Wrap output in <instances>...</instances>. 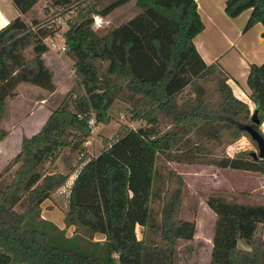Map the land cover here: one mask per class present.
Listing matches in <instances>:
<instances>
[{
	"label": "trees",
	"instance_id": "16d2710c",
	"mask_svg": "<svg viewBox=\"0 0 264 264\" xmlns=\"http://www.w3.org/2000/svg\"><path fill=\"white\" fill-rule=\"evenodd\" d=\"M10 1L18 14L0 26V117L19 83L55 89L42 54L48 49L45 38L59 26L51 18L22 16L37 0ZM100 1H50L74 10L61 34L75 80L40 127L21 135L18 150L0 170L1 177L15 166L0 183V264H177L179 241L191 239L195 225L179 216L184 182L168 162L264 173V156L222 152L242 134L252 140L243 125L259 131L264 60L248 65L250 110L233 94L219 63H206L197 52L193 37L203 24L195 0H134L139 10L133 16L94 29L93 14L105 15L128 0L99 6ZM247 8L244 28L260 22L264 37V0H224L228 16ZM114 99L125 102L130 118L141 122L133 128L120 124L99 152L88 155L81 146L88 120L106 122ZM7 133L0 125V141ZM61 156L75 158L66 172L51 169ZM75 169L60 228L41 216L40 204ZM205 204L214 213L207 264H261L257 224L264 222V204L216 194ZM238 239L246 247L238 246Z\"/></svg>",
	"mask_w": 264,
	"mask_h": 264
},
{
	"label": "rangeland",
	"instance_id": "374dc122",
	"mask_svg": "<svg viewBox=\"0 0 264 264\" xmlns=\"http://www.w3.org/2000/svg\"><path fill=\"white\" fill-rule=\"evenodd\" d=\"M50 1L51 0H41L39 2V6L41 4H47L46 10L44 11L45 16L40 17L39 19L51 18L54 23L59 26L56 33H61V29L66 26V19L74 13V10L72 7L66 8L60 5L50 4ZM99 6H101V1L99 2ZM138 10L139 7L135 5L134 0L126 1L118 5L113 15H110V18L116 19L114 16L122 14L119 19L120 21L116 22L125 21L133 16ZM25 54L26 56L31 55L29 48L26 49ZM64 55V51H61L62 58H64ZM44 58L45 62L48 63L53 71L55 89L52 91V94L48 96V91L35 85L19 83L16 87V89H18L16 92L17 96L15 95L12 98H6L4 109L0 117V125L6 128L9 133L0 143V170L7 160L18 150L19 140L23 134H21V132L23 130L30 132L36 128L31 125L30 127L24 128L20 123L21 120L31 111H37V122L40 121V119L42 120L45 113L40 110L44 109V107L52 110L58 106L74 84L75 77L74 74H71L69 63H61L59 58L52 52H46ZM68 60L71 62L70 58H68ZM78 91H80V89ZM78 91L75 90L70 93L76 95ZM69 99L70 98H67V100ZM252 104L251 100L248 101V107L250 110L253 108ZM107 112L109 119L106 122H94L93 117H90L88 122L90 126L89 134L81 143L83 151L88 155H95L99 152L103 145L107 144L106 142L112 139L120 124L133 128L141 122L138 119L130 118L126 103L119 99H114L112 101ZM259 132L264 137L260 128ZM241 150L253 152L255 154L257 153L256 145L244 134L240 135L235 140L224 144L222 152L226 155H228L227 153L232 155ZM74 161L75 158H64L61 156L54 160L51 169L66 172ZM47 164L48 162H46V165ZM168 165L181 175L184 182V190L182 192L179 206V216L184 219L193 220L195 225V232L192 238L179 241L176 251L177 264H207L214 213L205 204V198L208 195L216 194L225 199L232 198L239 202L264 204V189H261V184H264V174L257 171L217 167L210 164L200 163L169 161ZM14 167L15 166L11 167L7 172L2 174L0 177L1 184L9 180L11 171ZM75 171L76 169L68 175L67 179L60 187L51 193V198L45 199L40 204L41 216L56 224L53 220L54 218L62 227H64L62 211L66 207L68 184ZM214 184L217 188L211 187ZM228 188H232V190H229ZM239 189H247L246 192L249 193L240 195L237 192L240 191ZM49 217H51L52 220L49 219ZM64 230L65 234L69 235L72 226L65 227ZM135 230L139 237L140 226L136 225ZM257 231H260L263 237L261 264H264V222H259L257 224ZM94 238L100 239L102 238V235L95 233ZM237 244L240 247H246L241 239L237 240Z\"/></svg>",
	"mask_w": 264,
	"mask_h": 264
},
{
	"label": "crops",
	"instance_id": "0c3cea01",
	"mask_svg": "<svg viewBox=\"0 0 264 264\" xmlns=\"http://www.w3.org/2000/svg\"><path fill=\"white\" fill-rule=\"evenodd\" d=\"M40 1L41 0H37L31 9L22 16L25 19L30 18L32 15L37 18L44 17L45 14L42 10V7L45 4H41L39 6L38 4ZM107 1L108 0H101L102 3ZM195 2L197 11L203 24L202 29L193 37V43L197 52L206 63L212 61L218 62L228 75L227 83L229 84L233 94L241 99L246 100L248 103V101H250L248 98L249 89L246 85L248 65L249 63H260L264 60V37L260 34L262 25L260 22H255L248 28H244L245 21L249 14V8L242 10L235 16H228L223 10L224 0H195ZM117 7L118 6L114 7L105 15L93 14L94 20L92 27L94 29H99L108 24L116 25L120 23L116 21H120L119 19L122 14L114 16L116 19L110 18V15H113ZM17 14V10L9 0H0V26L4 25L10 18ZM65 27L61 29V33ZM61 33H55L53 36L49 37L48 49L42 54V57L44 58L46 52L54 53V55L59 58L61 63H69L71 74H73L72 60L70 62L66 55H64L65 59L61 56V51H63L61 48V45H63ZM45 64L48 65L46 62ZM15 90L17 92L18 89L15 88ZM51 94L52 92L47 93L48 96ZM40 111L44 112L45 115L42 120L40 119L38 122L37 111H31L21 120L20 123L22 126H24V128L30 127V125L36 127L35 130L30 132L23 130L21 134L23 133L25 135H29L40 127L50 110L47 109V107H44V109ZM259 128L264 134V117L259 124ZM3 139L0 141V143L3 141ZM74 174L75 172L71 176L68 187ZM261 186V189L263 190L264 184H261ZM211 187L217 188L215 184ZM228 189L232 190V188ZM239 190L247 191V189ZM49 219H51V217H49ZM53 220L56 222V224H58V227H62L58 221H56L54 218Z\"/></svg>",
	"mask_w": 264,
	"mask_h": 264
},
{
	"label": "water",
	"instance_id": "95a60500",
	"mask_svg": "<svg viewBox=\"0 0 264 264\" xmlns=\"http://www.w3.org/2000/svg\"><path fill=\"white\" fill-rule=\"evenodd\" d=\"M255 116L254 112H252L251 120L254 121ZM244 130H246L251 137L252 140L256 143L257 153H254L255 157L261 158L264 156V137L263 135L256 129H254L251 125L245 124L242 126Z\"/></svg>",
	"mask_w": 264,
	"mask_h": 264
},
{
	"label": "built area",
	"instance_id": "2783aa9c",
	"mask_svg": "<svg viewBox=\"0 0 264 264\" xmlns=\"http://www.w3.org/2000/svg\"><path fill=\"white\" fill-rule=\"evenodd\" d=\"M93 17V20H94V16H92ZM48 39H49V37H46L45 38V42H46V44H47V46L49 45L48 44ZM50 43V42H49ZM51 44V43H50ZM61 48L63 49V45H61ZM90 120V119H89ZM89 120H88V122H89ZM228 154V156H231V154L230 153H227Z\"/></svg>",
	"mask_w": 264,
	"mask_h": 264
}]
</instances>
